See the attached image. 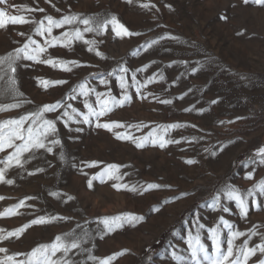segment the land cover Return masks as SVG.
<instances>
[{
    "label": "rangeland",
    "instance_id": "1",
    "mask_svg": "<svg viewBox=\"0 0 264 264\" xmlns=\"http://www.w3.org/2000/svg\"><path fill=\"white\" fill-rule=\"evenodd\" d=\"M144 3L155 7L144 8L141 6ZM10 5L43 8L45 12H18ZM0 8L37 20L44 15L57 19L72 14L97 19L114 15L131 32L140 34L121 39L115 36L111 26L102 35L85 33V39L98 42L95 47L104 54L103 59L95 51H88L89 45L82 41H75L70 49L50 48L47 54L53 57L81 63L72 72L20 61L16 78L24 95L17 99L33 103L0 113V120L17 118L43 104L60 101L85 80L96 91H111L120 98L117 75L118 69L125 67L129 70L128 92L132 100L102 117L100 122L142 124L146 127L127 131L135 137L155 132L153 138L179 141L164 148L158 143L137 148L130 140L116 139L114 133H122L124 128L110 132L96 128L94 123H70L66 128L59 121L57 138L61 146L55 147L52 153L39 150L31 159H28L30 154H25L24 166H13L6 173V179L14 183H0V197L4 198L0 199V213L21 200L32 206L17 209V215L0 217V229L14 231L36 216L68 219L34 225L19 239L13 237L0 247H7L9 254L27 253L41 244L53 243L56 236L73 232L79 236L86 231L89 235L82 247L90 250L91 255L106 258L123 253L112 264H197L187 244L188 232L196 233L197 220L205 225L200 230L201 242L210 255H215V249L207 230L218 223L221 215L240 231L264 233V197H257L261 202L259 210L250 198L246 218L239 215L234 202L222 201L230 208L229 212L210 207L212 197L224 185L233 184L247 191L264 179V165L251 163L257 158L256 150L264 147V5L255 0L248 3L244 0H133L132 3L128 0H52L51 4L47 0H8ZM69 27L55 29L53 34L59 35ZM31 28V25H9L0 30V56L22 46L26 37L17 33L32 34ZM34 38L42 41L40 37ZM153 40L158 43L146 48ZM114 70L117 75L110 76ZM133 73L142 84L152 77L155 81L137 93L131 79ZM38 77L67 83L44 90ZM101 78H106L108 84H101ZM141 95L147 98L142 99ZM83 99L78 96L67 103L87 112ZM90 100L94 103L95 97L91 96ZM162 100L172 103L163 104ZM13 102L16 101L11 98L0 100V103ZM52 115L48 114L49 118ZM169 124L184 127L167 131L159 127ZM77 128L83 131L77 132ZM4 155L0 154V158ZM188 160L197 163L188 164ZM94 161L100 162L97 167H87ZM108 164L122 165L117 175L123 179L105 178L104 183L95 179L90 188L89 179ZM249 172L253 173V179L246 178ZM114 183L136 186L138 191L118 190L113 187ZM148 184L171 187L143 191ZM68 196L74 199L68 200ZM156 207L160 211H155ZM126 213L144 219L135 226L124 224L111 233L100 223L105 217ZM227 235L228 230L224 229L225 241ZM244 239L247 237L237 240V245ZM259 242V236L252 237L249 246ZM173 251L183 257V262L172 257ZM88 255V251L76 252L72 259L76 264H98L89 260ZM259 258L264 257L258 254L249 264ZM200 264H208L202 254Z\"/></svg>",
    "mask_w": 264,
    "mask_h": 264
},
{
    "label": "snow or ice",
    "instance_id": "2",
    "mask_svg": "<svg viewBox=\"0 0 264 264\" xmlns=\"http://www.w3.org/2000/svg\"><path fill=\"white\" fill-rule=\"evenodd\" d=\"M51 4L52 0H47ZM133 0H128V3H132ZM257 4L264 5V0H255ZM8 0H0V4H7ZM244 3H248V0H244ZM144 8H154V4L144 3L141 5ZM11 8L17 9L18 12H40L44 13L43 8H32L27 6L10 5ZM55 8V4H52ZM169 7H171L169 5ZM57 12L60 9L55 8ZM9 25H31V33L28 34L24 31H20L17 34L21 37H26V41L22 46L15 48L13 51L7 53L4 56H0V100L11 98L16 102L13 103H0V113L19 109L24 103H33L32 101L18 100V97H23V93L18 88V81L16 78L17 68L20 61H32L36 64L48 65L53 69H60L65 72H72L73 68L81 67V63L76 60H65L53 57L51 54H47L50 48H56L57 46L70 49L75 41H82L84 44L89 45L88 51H95L97 56L102 59L104 54L98 50L95 46L97 41L92 39H85V33H95L96 35L105 34L109 26L114 32L116 37L121 39L125 37H132L140 35L139 33L131 32L124 24H122L116 16L111 18L97 19L95 17H82L80 14L63 15L61 18H54L52 15H44L42 19H35L24 14H11L6 8H0V30H5ZM65 26H71L68 30L61 32L59 35H54L55 29H64ZM80 26H83L82 28ZM35 37L42 38L35 39ZM158 41L153 40L145 47H151ZM47 54V55H45ZM145 69H139L138 71H145ZM128 69L120 67L114 70L109 75H117L119 80V86L121 89V96L117 98L111 94V91L104 93L98 92L94 87H91L87 80L79 83L76 87L71 89V93L64 97L60 101H56L51 104H43L34 111L26 112L17 118H9L0 120V154H5L3 158H0V183L11 185L14 183L11 179H6L7 171L15 167L24 166L25 154H30L28 159L35 158L36 152L44 150L45 152L52 153L54 148L61 146V140L58 139L59 129L57 123L63 122L64 127H69L70 123H82V124H95L96 128H103L110 132L114 129L124 128V132H115L116 139L130 140L137 148H144L146 144L151 143L153 145L159 144V147L164 148L168 144L179 143L177 140L164 139L163 137H155V132L149 133L143 137H135L131 132L127 131L130 128L146 127L142 124H129L125 125L119 121H110L101 123V118L113 112L116 108L123 107L126 103H130L132 96L129 94L128 89L131 85L128 83ZM132 81L136 84L137 93L141 92V88L146 87L147 84L153 83L155 78H149L145 83H141L136 79L135 73L131 76ZM164 79L163 76L160 77ZM39 85L47 90L49 87H55L67 83L65 80H48L44 78H37ZM108 80L101 78L100 83L107 85ZM151 95V93H149ZM83 97V107L87 109V112H82L78 108L74 107L71 103H67L68 100H76L77 97ZM94 96V103L90 100V97ZM142 99L147 97L141 95ZM183 97H181L182 99ZM163 104H171V100L160 101ZM216 101H213L215 103ZM62 110V111H61ZM188 109H186L187 111ZM48 114H53L52 118H49ZM82 118V119H81ZM93 118H95L93 120ZM161 129L167 131L168 129H176L184 127L181 124H169L159 126ZM195 127V125H192ZM71 130V129H69ZM77 132L83 131L82 128H77ZM10 150V151H9ZM215 155V153H212ZM256 159L251 161L252 164L264 165V147H260L256 150ZM60 159L63 160L64 156L61 153ZM100 162H91L87 164V167H97ZM188 164L197 163L195 160L186 161ZM122 165L108 164L105 169L93 176L88 181V186L92 187V181L99 179L101 183L105 182V178L120 181L123 179L119 173ZM37 171H43V169H37ZM32 174V173H30ZM85 175H87L85 173ZM247 179H253V173L249 172L246 176ZM114 188L118 190L121 188L128 189L130 191H138L136 186L127 184L114 183ZM163 186L160 184H148L143 191H149L152 189H160ZM142 194V193H141ZM53 195H57L53 193ZM182 195L187 196L188 193ZM264 197V179L260 180L254 185L253 188L247 191H242L233 184H226L212 197L210 207L214 210L221 212H229L230 208L222 203L223 200L234 202L239 209V215L242 218H246L249 212V200L251 198L252 204L255 205L257 210L261 208V202L257 200V197ZM0 199H4L0 197ZM27 199H33L29 197ZM68 200H73L74 197L68 196ZM167 203V201H165ZM23 207H32L26 205L24 200H21L17 205L12 208L6 209L3 213H0V217L11 216L19 214L17 209ZM155 211H160L159 207L155 208ZM68 219L66 217H47L36 216L22 227L15 229L14 231H5L0 229V244L11 238L19 239L29 228L34 225H44L52 222L53 220ZM142 216L126 213L113 217H105L100 223L103 224L107 232H114L118 228H122L124 224H131L135 226L136 223L142 221ZM197 230L195 235L191 231L188 232L187 244L191 249L192 259L200 264L201 254L203 260L208 261V264H249V261L253 257H264V233L259 231L243 232L235 228L229 220L225 219L222 215L219 217L218 223L214 227L208 228L209 238L212 241V245L215 249V255H210L208 249L201 242V229L205 228V225L201 224L199 220L196 221ZM77 227H80L77 225ZM224 229L228 230L226 241L222 238ZM86 231L77 236L74 232L65 234L63 236H56L55 240L51 244H41L27 253H11L7 247H0V253L4 254L0 256V264H76L72 259V255L76 252L88 251V259L98 262V264H112V261L116 259L118 255L123 253L114 254L106 258H98L90 254V250L84 249L83 244L87 242L88 237ZM259 236L260 242L249 246L252 237ZM241 237H247L243 242L237 245L236 241ZM226 244V247H225ZM59 254V255H58ZM172 257L179 262H183V257L178 255L175 251L171 253ZM23 257V258H20ZM253 264H264V258H259L253 262Z\"/></svg>",
    "mask_w": 264,
    "mask_h": 264
}]
</instances>
